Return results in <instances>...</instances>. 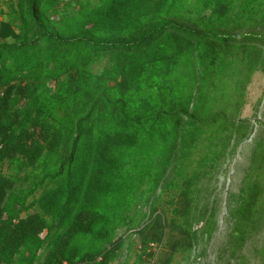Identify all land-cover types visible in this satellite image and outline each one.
Masks as SVG:
<instances>
[{"label": "trees", "instance_id": "1", "mask_svg": "<svg viewBox=\"0 0 264 264\" xmlns=\"http://www.w3.org/2000/svg\"><path fill=\"white\" fill-rule=\"evenodd\" d=\"M263 69L264 0H0V264H128L168 224L209 264H264V122L214 247L210 188ZM221 85L235 117L209 114Z\"/></svg>", "mask_w": 264, "mask_h": 264}, {"label": "rangeland", "instance_id": "2", "mask_svg": "<svg viewBox=\"0 0 264 264\" xmlns=\"http://www.w3.org/2000/svg\"><path fill=\"white\" fill-rule=\"evenodd\" d=\"M100 68L101 64L94 66L95 71ZM228 77L229 76L226 77V80L230 81ZM224 84L228 85L229 83L225 81ZM218 89L220 91L218 94L216 93L215 96L220 98V101L215 102V106H212V109L209 110V114L213 113L214 110L219 112V110L223 109L228 116L235 117L237 113L236 106L240 104L238 103V93L232 95L230 89L224 92L226 89L222 90V85L219 86ZM244 99L239 118H246L251 121V126L253 127L251 137L247 141L238 145L232 156L227 153L224 161L218 167V170L215 172L214 178H212L210 183V188H215L214 192L211 194V198L216 200L219 207L217 215L218 230L212 244L213 247L218 244L224 235V217L226 215L225 205L228 194L237 190L244 169L247 165V155L251 138L259 130L260 124L264 122V69L261 72H255L253 74L250 83L245 88ZM226 106L228 107L225 109ZM197 158H199L198 155H193V164L186 169L188 172L195 169L198 160ZM207 187L209 192V184ZM172 194L173 191L171 190L160 194V200L157 201L156 204L158 212L167 209V214H165V220L167 223H169L170 218L172 217L167 204V200ZM207 202L209 204V200ZM144 210H146V208ZM200 227L201 224L196 225L193 227V230H198ZM123 232L124 230H121L119 233ZM206 238L207 237L202 240L198 233V236L196 237L197 244H193L192 239L185 236L179 228H175L173 225L168 224L167 228L164 230L162 242L160 244L154 243L150 249V255L144 256L140 261L137 260L140 251V241L137 236L132 237L131 252L127 257L128 264H133V262L136 264H209V253L213 248H209V240ZM175 243H177V250L171 254V247ZM211 258L212 256L210 259ZM122 259L124 260V257ZM112 264L117 263L115 262Z\"/></svg>", "mask_w": 264, "mask_h": 264}]
</instances>
